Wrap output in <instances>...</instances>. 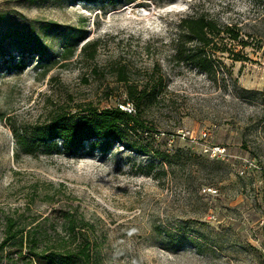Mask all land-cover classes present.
<instances>
[{
  "label": "rangeland",
  "instance_id": "1",
  "mask_svg": "<svg viewBox=\"0 0 264 264\" xmlns=\"http://www.w3.org/2000/svg\"><path fill=\"white\" fill-rule=\"evenodd\" d=\"M190 16L239 35L206 48L212 77L173 58ZM128 84L155 90L137 113ZM116 107L147 129L106 152L30 156L9 125ZM65 217L96 264H264V0H0V264H31L27 232Z\"/></svg>",
  "mask_w": 264,
  "mask_h": 264
},
{
  "label": "trees",
  "instance_id": "2",
  "mask_svg": "<svg viewBox=\"0 0 264 264\" xmlns=\"http://www.w3.org/2000/svg\"><path fill=\"white\" fill-rule=\"evenodd\" d=\"M91 1V0H83ZM136 0H109V4L133 3ZM178 34L174 38L173 58L178 63L190 64L199 68L209 76L216 73L213 55H206V48L219 41L228 40L236 42L239 35L228 28H224L219 22L207 19L205 16H190L180 20ZM215 46L212 51L217 52ZM89 50L88 58L94 60L97 55V42H88L83 52ZM221 52H224L222 50ZM6 58V56H2ZM8 65H22L24 58L18 62L9 56ZM120 81L126 82L124 76ZM147 93V87L142 89L134 84L126 86L128 103L134 105L135 113L140 111L143 101L153 96V92ZM11 119H9V122ZM11 125L16 145L26 154L33 155L41 152L45 155L64 153L69 157H76L88 151L93 152L99 148L103 152L109 151L111 143L124 145L125 133L130 125L146 130L147 127L136 115H132L122 108L116 107L98 112L87 109L83 113L71 115L66 112H57L46 121L37 124L31 129H17ZM141 152H143L141 150ZM46 220H48L46 218ZM74 220L67 217L63 220V235H56L51 239L46 232L36 234V227L26 234L27 258L31 264H96L97 247L88 232L82 229H74ZM15 221L7 220L6 241L19 242L23 246L22 231H14ZM14 231V232H13ZM42 243H46L42 247Z\"/></svg>",
  "mask_w": 264,
  "mask_h": 264
},
{
  "label": "built area",
  "instance_id": "3",
  "mask_svg": "<svg viewBox=\"0 0 264 264\" xmlns=\"http://www.w3.org/2000/svg\"><path fill=\"white\" fill-rule=\"evenodd\" d=\"M129 105V104H128ZM124 108V107H123ZM124 110V109H123ZM207 191L209 192V193H213V194H216V190H214V189H212V188H209V189H207Z\"/></svg>",
  "mask_w": 264,
  "mask_h": 264
}]
</instances>
